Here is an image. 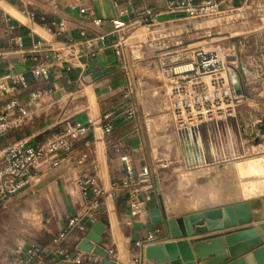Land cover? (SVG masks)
<instances>
[{
    "label": "crops",
    "instance_id": "obj_1",
    "mask_svg": "<svg viewBox=\"0 0 264 264\" xmlns=\"http://www.w3.org/2000/svg\"><path fill=\"white\" fill-rule=\"evenodd\" d=\"M0 4V76H25L28 86L22 87L17 96L29 111L24 125H13L7 134L0 137V149L17 141L38 144L62 129L67 122L87 123L92 120L95 126L89 136L90 146L79 140L74 149L77 154H87L89 161L93 162L88 170L97 175L106 192L96 220H85L75 228L67 246L71 251H77L78 243L88 231L97 222H102L105 229L101 246L107 251L113 249L116 254L111 264H155L145 257V248L169 241L167 237L161 238L162 227L153 225L149 214L150 209L159 206V188L149 192L151 200L145 204L141 214L133 216L127 191L112 188V183L127 177L128 165L136 174H149L151 169L149 146L140 131L137 116L130 119L126 114L127 106L133 101L134 78V60L129 58L128 42L138 32L137 27L141 25L139 17L145 8H151L158 14L159 24L177 22V15L166 11L164 0H0ZM27 11L35 12L36 16L31 18ZM87 14H91L92 19H102V23L94 25L92 19H87ZM116 20L123 21L124 26L115 29L113 21ZM61 22L65 23L66 31L58 35ZM82 28L87 30L88 37L97 38L93 46L82 42ZM101 36L104 38L100 39ZM56 41L72 44L70 50L62 53L65 59L57 61L51 52H40L39 60H33V50L51 46ZM35 66H48L50 77L35 76L32 73ZM67 66H70L69 70H65ZM46 89L51 92L36 101L30 100L31 92ZM106 112H113L114 117L110 133H106L100 124V118ZM72 168L71 163L51 170L43 167L42 188L46 190L59 228L37 241L19 245L39 242L48 247L69 218L82 213L85 200L77 189ZM248 202L254 215L249 227L258 226L264 222V202ZM216 207L224 205L213 208ZM184 215L187 214L170 215L167 212L169 218ZM3 236L1 227L2 249L18 245ZM198 236L202 235L192 238ZM46 250L50 255L51 251ZM88 255L95 256L92 253ZM228 256V253H219L198 260V264H221ZM82 264H104V259L100 262L85 260Z\"/></svg>",
    "mask_w": 264,
    "mask_h": 264
},
{
    "label": "rangeland",
    "instance_id": "obj_2",
    "mask_svg": "<svg viewBox=\"0 0 264 264\" xmlns=\"http://www.w3.org/2000/svg\"><path fill=\"white\" fill-rule=\"evenodd\" d=\"M137 29L127 47L132 103L149 146V178L168 214L263 200L264 178L247 174L264 164V17L241 10ZM200 50L223 64L190 83L182 72ZM42 181L9 198L5 240L23 244L57 232Z\"/></svg>",
    "mask_w": 264,
    "mask_h": 264
},
{
    "label": "built area",
    "instance_id": "obj_3",
    "mask_svg": "<svg viewBox=\"0 0 264 264\" xmlns=\"http://www.w3.org/2000/svg\"><path fill=\"white\" fill-rule=\"evenodd\" d=\"M166 11L177 15V22H199L219 15L241 11L249 16L264 17V0H164ZM83 13L85 10H81ZM34 18L36 13L26 12ZM87 19H92L87 14ZM139 21L143 25L155 26L159 24L158 14L151 8H145L140 14ZM94 25H100L102 19L93 18ZM115 29L124 26L123 21H113ZM66 31L65 23L59 25L58 35ZM82 42L89 47L97 38L87 36V30L81 29ZM103 39L104 37H99ZM72 44L56 41L51 46L33 50V60H39L40 52H51L55 60L65 59L64 50H70ZM214 52L200 50L195 53L191 64V70L182 73V79L189 77V82L197 80L204 74L215 75L220 70L223 61ZM122 56V55H121ZM216 59L215 64H206L208 60ZM70 66L65 67L69 70ZM35 76L48 79L50 70L48 66H35L32 69ZM132 81V77L130 78ZM28 83L23 74H6L0 76V137L7 134L13 125L22 126L26 123L29 111L26 105L20 102L17 96L22 87ZM51 90H37L31 92L30 100L36 101ZM7 97V98H6ZM126 114L133 119L137 116V110L133 103L127 106ZM100 124L106 133H110L114 127L113 112H106L100 118ZM95 123L90 120L87 123L67 122L65 126L52 133L44 141L38 144H30L26 141H17L0 149V229L2 227V213L7 206L10 197L30 187L43 175V167L47 170L56 169L68 163L73 164L72 172L75 174V184L78 191L84 197L85 204L81 214L69 218L61 231L50 242L49 246H43L39 242H33L27 246L15 245L12 248L2 249L0 246V264H82L85 260L100 262L103 258L77 250L71 251L67 246V240L71 232L79 227L85 220L94 222L102 208L105 189L99 184L98 177L88 170L93 164L87 154L76 153L75 143L84 141V145L90 146L89 136L94 131ZM127 177L121 182H113L112 188L127 191L131 214L137 216L145 208V204L151 200L149 192L155 188L151 184L149 174H136L132 166H127ZM46 249L51 252L48 255ZM111 262L116 258L113 249L108 250Z\"/></svg>",
    "mask_w": 264,
    "mask_h": 264
},
{
    "label": "water",
    "instance_id": "obj_4",
    "mask_svg": "<svg viewBox=\"0 0 264 264\" xmlns=\"http://www.w3.org/2000/svg\"><path fill=\"white\" fill-rule=\"evenodd\" d=\"M158 193L159 206L150 209L149 214L152 224L162 227L161 238L167 237L169 241L148 245L144 251L146 258L155 264H198V260L228 253L221 264H264V222L249 227L254 219L250 202L169 218L159 189ZM104 229L102 222H97L77 249L111 264L108 251L101 246ZM194 235L202 236L192 238Z\"/></svg>",
    "mask_w": 264,
    "mask_h": 264
},
{
    "label": "bare ground",
    "instance_id": "obj_5",
    "mask_svg": "<svg viewBox=\"0 0 264 264\" xmlns=\"http://www.w3.org/2000/svg\"><path fill=\"white\" fill-rule=\"evenodd\" d=\"M216 55H218V54H216ZM219 56V55H218ZM220 57V56H219ZM217 62V60L216 59H210V60H208L207 61V63L206 64H215ZM186 65H188V64H186ZM186 65H185V69L184 70H186ZM191 65V64H190ZM190 70H191V68H190ZM220 70L218 69V70H216V72H219ZM204 75H208V74H204ZM253 167L251 168V172L249 173V174H247L248 176H250V177H261V178H264V164L263 163H261V164H259L258 166L257 165H252ZM240 176H242V178L243 177H245V175L243 174V173H241L240 174ZM249 177V178H250ZM240 180H241V178H240ZM239 180V181H240ZM248 180V179H247ZM250 181V180H249ZM255 182V181H254ZM246 183V182H245ZM248 183V182H247ZM251 183H253V180H252V182ZM259 183V182H258ZM241 184V183H240ZM254 184H256L257 185V182L256 183H254ZM253 185V184H252ZM256 185H255V187H256ZM261 185V184H260ZM242 186V185H241ZM245 186V185H244ZM243 188V187H242ZM254 188V187H253ZM257 188H259V187H257ZM256 188V189H257ZM264 188V187H263ZM247 190V189H246ZM245 190V191H246ZM250 191V190H249ZM245 194V193H244ZM263 202H264V199H263ZM197 204L199 203L198 201L196 202Z\"/></svg>",
    "mask_w": 264,
    "mask_h": 264
}]
</instances>
